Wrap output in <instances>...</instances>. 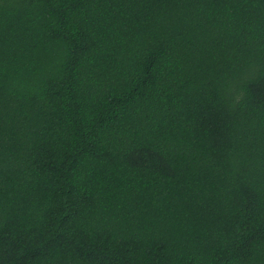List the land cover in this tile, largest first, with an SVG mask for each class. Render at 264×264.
<instances>
[{"label": "trees", "instance_id": "trees-1", "mask_svg": "<svg viewBox=\"0 0 264 264\" xmlns=\"http://www.w3.org/2000/svg\"><path fill=\"white\" fill-rule=\"evenodd\" d=\"M0 264H264V0H0Z\"/></svg>", "mask_w": 264, "mask_h": 264}]
</instances>
